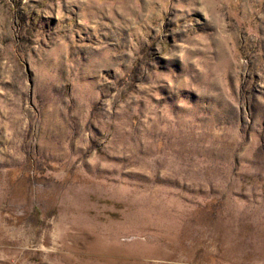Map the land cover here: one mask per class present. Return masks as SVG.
I'll use <instances>...</instances> for the list:
<instances>
[{"label": "rangeland", "instance_id": "1", "mask_svg": "<svg viewBox=\"0 0 264 264\" xmlns=\"http://www.w3.org/2000/svg\"><path fill=\"white\" fill-rule=\"evenodd\" d=\"M0 264H264V0H0Z\"/></svg>", "mask_w": 264, "mask_h": 264}]
</instances>
